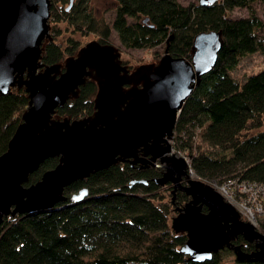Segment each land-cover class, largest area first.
I'll use <instances>...</instances> for the list:
<instances>
[{
    "label": "trees",
    "instance_id": "16d2710c",
    "mask_svg": "<svg viewBox=\"0 0 264 264\" xmlns=\"http://www.w3.org/2000/svg\"><path fill=\"white\" fill-rule=\"evenodd\" d=\"M69 1L51 0L50 17L78 21L80 28L96 31L101 44L109 43L114 28L125 46L154 48L160 58L168 52L191 59L196 34L220 30L216 62L181 105L172 142L188 157L191 175L195 171L219 183L235 177L264 182V66L242 81L231 73L242 56L257 50L264 56V18L255 10L257 0H117L112 23L89 11L87 0H72L68 6ZM235 7H247L250 12L232 16ZM79 49L80 42L73 37L67 45L52 38L42 46L41 59L45 64H60ZM12 86L0 93V154L8 148L30 100L24 84ZM98 89L97 80L88 75L52 117L93 114ZM259 125L263 127L244 133ZM60 159V154L45 157L24 184L40 179ZM163 170V165L139 168L125 157L66 184V198L50 208L6 213L0 223V264H264L260 259L237 257L226 261L224 250L232 251L229 246L214 251L210 258H191L182 249L187 232L176 230L169 215L171 203L177 210L175 206L191 195L178 188L173 200L170 189L171 199H165L160 189L168 183L154 179ZM83 185L88 193L75 200L72 193ZM207 208L204 204L203 209ZM257 218L264 229V214ZM233 241L244 250L255 248V241L242 233Z\"/></svg>",
    "mask_w": 264,
    "mask_h": 264
},
{
    "label": "water",
    "instance_id": "95a60500",
    "mask_svg": "<svg viewBox=\"0 0 264 264\" xmlns=\"http://www.w3.org/2000/svg\"><path fill=\"white\" fill-rule=\"evenodd\" d=\"M209 1L213 0H200L201 3ZM50 3L51 0H0V93L9 91L12 85L24 84L30 96L23 120L10 138L8 148L0 154V163H4L2 161L6 158L9 159V164L2 168L0 166V180H5L10 174L7 168L12 163V157L9 156H21L30 152L28 145L16 144L12 147L20 131L18 139L29 135L30 131L22 130V126L35 127L32 132L34 143L41 142L45 137L44 132L47 131L50 136L49 144L52 146L36 158L29 169L24 168L20 175L15 176L10 188L0 182V223L9 212H33L50 208L66 198L63 193L66 184L118 159L132 157L133 161L147 162L158 157L165 168L154 179L162 184L172 182L173 200L178 188L191 195L184 204L175 206L177 213L172 217V226L176 230L187 232L182 249L191 258H210L214 251L229 246L238 259L264 261V231L257 228L251 220L242 219L239 210L219 190L202 179L193 178L187 170L188 160L184 155H177L173 151L165 154V151L172 148L169 137L173 133L172 128L181 105L199 83L201 75L216 62L222 44L221 31L209 29L198 32L194 39L192 60L167 52L156 66L154 77L130 91L124 89V84L131 82L132 78L120 73V62L117 59L119 52L115 53L108 43H88L89 45L82 47L80 53L69 57L65 70L59 74V63L43 62L42 43L49 33ZM71 3L72 0L69 5ZM91 67L111 79L110 85L108 84L110 88L107 90L97 80L99 89L95 112L81 118H53L56 107L75 93L91 74ZM30 82L34 84V89ZM158 118H161L160 122L156 121ZM42 121L47 125H43ZM137 126L142 127L141 132L134 133L130 138L126 137V133L119 134L115 131ZM151 126L157 129V137L152 134ZM69 129L74 132L82 131L84 142L78 140L79 144H76L75 141L73 143L72 140L64 139ZM106 132H111L112 140L120 137L123 142L106 146L108 141L103 143L109 134ZM140 145L143 153L139 155L137 149ZM79 148H85L86 151L83 152L86 153L77 152L80 151ZM65 149L71 156L77 157L76 161L69 160ZM149 153L151 155L146 157ZM54 154L61 155L56 166L45 170L37 181L24 184L29 173L45 157ZM56 172L65 174L61 178L57 177L58 182L53 188L50 175ZM183 175H186L187 183L183 182ZM138 180L147 181V178ZM33 189L34 191L28 192ZM87 193L88 187L83 185L72 193V197L80 200ZM204 204L207 205V210L203 209ZM238 233L254 240L255 248L244 250L239 243H235L233 238Z\"/></svg>",
    "mask_w": 264,
    "mask_h": 264
},
{
    "label": "rangeland",
    "instance_id": "374dc122",
    "mask_svg": "<svg viewBox=\"0 0 264 264\" xmlns=\"http://www.w3.org/2000/svg\"><path fill=\"white\" fill-rule=\"evenodd\" d=\"M183 3H187L189 1H193L195 3L200 2V0H180ZM70 3V1H69ZM67 2V4L69 5ZM63 3L58 2V7H62ZM86 7L89 11L94 13L97 17H104L107 21L112 23L114 16L116 14V7H117V0H87L85 2ZM255 10L257 13L264 18V0H257L254 2ZM51 8V3H50ZM250 12V10L247 7H235L231 15L232 16H241L246 15ZM129 20H133L131 17H129ZM49 22V33L46 35L43 39V45L46 41L54 38L57 42L61 43L62 45H67L69 37H73L77 39L80 42V49L82 47L86 46L88 43L91 42H98L99 34L94 31L90 30L87 27L80 28L77 24V22H73L69 20L68 18H62L60 20H53L51 17L48 19ZM109 43L108 45H111L115 53L119 52L117 59L120 62V73L128 78H132V81L129 83H126L124 85L125 90L132 91L137 86L143 85V83L150 78H153L155 75V69L158 63L160 62V57H156L154 55V48L146 47V46H138V47H127L125 46L122 41L120 40L117 31L112 28V31L110 33V36L108 38ZM88 44V45H89ZM42 45V46H43ZM110 47V46H108ZM158 49L164 53V46H157ZM77 52L75 55H77L80 52ZM74 55V56H75ZM164 56V54H163ZM70 56H67L64 58L60 64V69L57 71V74L60 73L61 70H65L66 63L68 62ZM190 59V58H189ZM192 60V58H191ZM264 66V56L260 51H254L251 53H248L244 56H242L238 62V64L231 70L232 75L239 81H242L249 73L252 71H255L261 67ZM58 70V69H57ZM92 78L99 80L101 85L105 86L104 89L107 90L110 88L111 79H109V76L103 75L101 72H98L95 67H91V74ZM109 84V85H108ZM18 84L13 85L12 87L17 86ZM104 92V90H103ZM57 114L54 115L55 118ZM263 126H251L247 129H245L244 133H251L254 132ZM169 141L172 143L171 150L165 151V154H169L170 152H174L177 155H184L182 151L177 150L175 148L172 142V138L169 137ZM163 145H166L165 141H162ZM142 148V146L140 145ZM138 153V152H137ZM139 155L142 153H138ZM151 154L149 153L146 157H149ZM185 156V155H184ZM154 162L157 166L162 167V162L160 161V158L157 157ZM189 165V161H188ZM165 168V167H164ZM193 178L202 179L205 182L212 185L215 189L219 190L223 197L229 201L231 204H233L237 210L240 212V217L242 219H249L251 220L250 216L245 213L246 206L248 204L245 203L244 200L239 198L238 195H233V193H230L228 189V185H217L218 182L216 179H209V178H203L199 174H197L195 171L192 173ZM184 178H186L184 180ZM187 181V177L183 176V182ZM224 186V187H223ZM171 184H165L160 191L164 193L165 199L169 200L171 199ZM156 202H159L158 198H155ZM241 204V205H240ZM246 205V206H245ZM259 211V210H258ZM258 211H254V219L251 220L255 226L262 231L264 229L261 227L260 223L258 222ZM177 213V210L174 209V205L171 203L169 208V215H170V221L172 223V217ZM230 250H224V254L226 256V261L232 262L235 257V251L231 248Z\"/></svg>",
    "mask_w": 264,
    "mask_h": 264
},
{
    "label": "bare ground",
    "instance_id": "6f19581e",
    "mask_svg": "<svg viewBox=\"0 0 264 264\" xmlns=\"http://www.w3.org/2000/svg\"><path fill=\"white\" fill-rule=\"evenodd\" d=\"M30 85H31V87L34 89V84L32 83V82H30ZM38 87L41 89V86L40 85H38ZM50 100V99H49ZM36 101V100H35ZM47 103H48V101H47ZM46 103V104H47ZM179 114V113H178ZM178 116V115H177ZM160 120H161V118H158L156 121L157 122H160ZM176 121H177V119H176ZM176 121H175V124H176ZM42 124L43 125H45L46 123L44 122V121H42ZM175 124H174V126H173V130H174V127H175ZM47 125V124H46ZM23 128H22V130H28V131H30L29 132V135L28 136H24V138H21V139H18L19 138V135H21V131L17 134V136L15 137V139H14V141H13V143H12V147H14V146H16V144H17V146L18 145H20V144H22V145H28L29 147H30V152H26V153H24L23 155H21V156H19V155H13L12 154V156H9V157H12L11 158V160H12V163H11V165H9V168H7V169H9L10 170V174H8V176H6V178H5V180H3V181H1L0 180V182L4 185V186H7V187H11V183L13 182V179H14V177L15 176H18V175H20V173L23 171V169L24 168H27V169H29L30 168V164H32V162H34V160H36V158H38L39 156H41L43 153H45L49 148H52V146H50V136L48 135V132L46 131V132H44L45 133V137H43V140H41V142H36V143H34L33 142V140H34V138H33V136H32V132H33V130H34V128L35 127H33V126H30V125H24V126H22ZM39 127V126H38ZM48 128H49V126H48ZM141 128L142 127H130V128H124V129H121V130H115V131H117L119 134H121V133H126V137L127 138H130V137H133L134 136V133H140L141 132ZM151 129H152V134L153 135H155V137H157L156 136V128H155V126H151L150 127ZM153 129H154V131H153ZM77 131H80V130H77ZM114 131V130H113ZM24 133V132H23ZM67 133H69V136H67ZM107 134H108V136H107V138H104V140H103V143H105L106 141H108L107 142V144H106V146H115L113 143L114 142H118V143H121V142H123V138H120V137H118V138H116V139H114V140H112L113 139V137L110 135L111 134V132H106ZM83 134H82V131L81 132H74V130L73 129H69L67 132H66V134H65V137H64V139H68V140H72L71 142H73L74 143V141H75V143L76 144H79L78 143V140L79 141H82V142H84V139H83V136H82ZM127 135H129V136H127ZM123 136V135H122ZM25 137L27 138V139H25ZM153 138L154 137H152V140H153ZM125 140V139H124ZM151 140V141H152ZM149 143H151V142H149ZM113 144V145H112ZM118 144H116V146H117ZM105 146V147H106ZM82 148H83V146H81ZM80 147V148H81ZM85 147V146H84ZM152 147H154V146H152ZM74 148L75 149H78V146H76V145H74ZM80 148H79V150H80ZM110 148V147H109ZM108 150H110V149H108ZM83 151H86V149L84 148V150H80V151H77V152H79V153H86V152H83ZM11 152H13V150L11 151ZM66 154H67V157H69V160L71 161V159H72V161L74 162V161H76L75 160V158H77V157H73V156H71V154H70V152L68 151V150H66L65 149V151H64ZM14 153V152H13ZM95 159V158H94ZM7 160V161H6ZM10 160V161H11ZM2 161V160H1ZM2 162H4V163H0V166H1V168H2V166H6V164L8 163L9 164V159L8 158H6L4 161H2ZM86 165H88V164H86ZM86 165H83V166H86ZM8 167V166H7ZM177 171V170H176ZM193 173V172H192ZM63 174H65V172H63V173H61V172H56V173H51V175H50V182H51V186L54 188L55 187V185L57 184V182H58V180H57V177H59V178H61V176L63 175ZM32 191H34V189L33 190H29L28 192L30 193V192H32ZM9 192V191H8ZM8 194V193H7ZM46 194V193H45ZM39 195H40V193H39ZM8 196V195H7ZM42 196V195H41ZM45 196H48V195H45ZM241 205V204H240ZM244 211V210H243ZM249 215V214H248ZM250 215L252 216V214L250 213ZM249 215V216H250ZM220 216V215H219ZM250 216V217H251ZM227 225V224H226ZM233 226V225H232Z\"/></svg>",
    "mask_w": 264,
    "mask_h": 264
},
{
    "label": "built area",
    "instance_id": "2783aa9c",
    "mask_svg": "<svg viewBox=\"0 0 264 264\" xmlns=\"http://www.w3.org/2000/svg\"><path fill=\"white\" fill-rule=\"evenodd\" d=\"M186 159L189 161L188 157L185 155ZM217 185H228L230 193L233 195H238L239 198L245 201L246 209L245 213L252 214L251 220L254 219V211H258V216L264 214V182L256 179H238V178H228L227 180L219 183ZM224 187V186H223ZM257 216V217H258Z\"/></svg>",
    "mask_w": 264,
    "mask_h": 264
},
{
    "label": "flooded vegetation",
    "instance_id": "af4514ba",
    "mask_svg": "<svg viewBox=\"0 0 264 264\" xmlns=\"http://www.w3.org/2000/svg\"><path fill=\"white\" fill-rule=\"evenodd\" d=\"M124 85H126V84H124ZM137 152H138V153H143V148L139 147V148L137 149ZM129 158L132 159V157H129ZM132 163H133V164H136L137 167H139V168H141V167H148V166H151V165H156V164H155L154 162H152V161L141 162V161H133V160H132ZM163 171H164V170H163ZM167 183H170V184H171V189H172V187H173L172 182H171V181H168Z\"/></svg>",
    "mask_w": 264,
    "mask_h": 264
}]
</instances>
